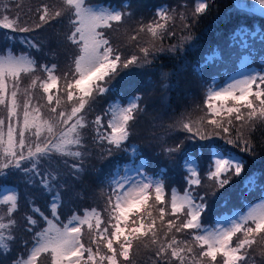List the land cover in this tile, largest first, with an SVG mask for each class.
<instances>
[{
  "label": "snow or ice",
  "instance_id": "6c2138e0",
  "mask_svg": "<svg viewBox=\"0 0 264 264\" xmlns=\"http://www.w3.org/2000/svg\"><path fill=\"white\" fill-rule=\"evenodd\" d=\"M19 8V0H0V179L18 174L49 204L45 214L25 194L31 214L24 215L23 230L31 238L24 240L15 234L19 193L0 197V254L20 242L24 250L11 264H137L141 248L150 253L151 264H255L256 249L264 255V200L246 211L218 214L214 224L207 220L210 199L245 168L242 159L215 142L251 155V134L264 129V60L253 68L243 56L239 71L223 82L204 75L208 65L223 59L218 49L193 65L203 103L169 124L157 125L158 117L153 118L157 155L168 165L151 172L150 161L131 143L137 123L149 115L148 103L135 88L117 99L115 81L132 77L134 70H151L162 54L182 56L194 39L187 34L189 21L209 9L207 0H199L190 17L175 6L159 5L147 22L136 18L128 0H41L24 17ZM236 8L264 17V0H252L251 7L237 2ZM178 18L180 41L165 47L177 37ZM65 24L56 42L70 52L61 66L41 33ZM257 36L258 31L241 28L231 39L246 49ZM258 38L264 40V33ZM170 75L160 73L165 90ZM197 111L203 114L194 118ZM157 126L162 135H156ZM177 133L185 134L184 140L169 144ZM184 141L199 142L195 156ZM205 152L209 162L202 176L199 159ZM118 154L128 160L103 174L98 189L77 190L88 161ZM170 167L181 169L182 194L167 183ZM246 183L255 185L256 177ZM69 192L101 203L82 214L73 211L65 223L61 215Z\"/></svg>",
  "mask_w": 264,
  "mask_h": 264
},
{
  "label": "trees",
  "instance_id": "16d2710c",
  "mask_svg": "<svg viewBox=\"0 0 264 264\" xmlns=\"http://www.w3.org/2000/svg\"><path fill=\"white\" fill-rule=\"evenodd\" d=\"M40 2L41 0H19V3L22 5L19 8L21 16H26L27 10L29 8L34 9ZM48 2H53V0H48ZM113 2L118 3L119 0H113ZM128 2L132 4L136 18L139 19L142 17L144 21L147 22V20H150L149 16L154 14V10L159 5L175 6L178 11L184 12L190 17L199 0H128ZM207 2L209 3V9L206 10L205 13L200 14L195 22L189 21L192 23V27L191 32L187 34L193 36L194 39L186 45L182 56L173 57L162 54L151 70H134V75L132 77H124L123 79L115 81L117 99H123L124 96L132 93L133 89L137 87L136 82L139 83V80L143 76H146V81L152 80L154 85V88H152V90L150 89L151 91L149 90L145 97L148 103L149 115L142 118L137 123V129H135L136 134L131 140L132 144L140 148L143 158L150 161L151 172H156L159 168L168 165V161L162 155H157L160 148L157 141L152 139L151 122L154 117H158L156 120L157 125L161 123L169 124L174 119L178 118L182 112L190 111V106L196 105L192 100L190 101L189 98L198 84L197 81L199 80V82H201V79L193 74V65L197 64V62L203 63L205 57L213 54V52L218 49L223 59L208 65L204 75L205 79L218 76L222 82V80L227 79V75H232L238 71L239 63L243 56L249 55L259 62L264 60V40L258 38L260 33H264V17L253 12L237 9L234 4L235 0H207ZM33 18L35 17L33 16ZM66 27V24L63 27L58 25L55 34L54 31L51 32L53 28H49L41 33L42 37L49 38L50 50L55 55V58L60 61L61 66L66 60V56L70 52V49L66 46L57 45V39L62 38L58 37L57 33H62L66 30ZM181 27L182 22L178 18L176 21L177 37L165 41V47H167L168 44H175L180 41L182 35ZM241 28H246L249 32L258 31L257 38L249 39V47L246 49H241L239 40L233 44L231 39L234 33ZM0 35H2V32H0ZM161 72L171 74L167 81L170 85L167 90L162 87L164 81L161 80ZM203 92L204 89L201 87L198 94L201 95L200 99L202 103L204 100ZM163 132V128L159 126L156 127L155 133L157 136L162 135ZM87 135L90 136L91 133H87ZM184 135L183 133H177L175 136L170 137L169 144L184 140ZM250 142L255 149L251 155L242 153L231 146L224 145L223 141L217 140L215 142L220 145L225 152H232L242 159L245 168L241 176L232 177L231 183L224 189L217 190L216 196L210 199L211 211L208 214V221L215 223L218 214L222 216L228 211L229 213L239 212V210L245 211L244 209H246L249 204L257 202L264 197V129L257 127L256 131L251 134ZM184 146L194 156L199 150V142L193 144L188 141L184 143ZM117 156L128 158L123 154H118ZM208 162L209 154L205 152L199 159L202 176L206 171ZM115 163L116 162H112V159H107V162L95 158L88 161V171L83 176L82 183L77 186V190L82 188L85 193H91L92 186H96L98 189V179L103 174L111 171ZM120 163L123 164L122 162ZM251 176L256 177L255 185L246 183ZM167 183L171 187H176L181 193L183 192L184 183L180 168L170 167L167 175ZM205 184H210V182L205 181ZM12 187L16 188L21 197V207L19 212L15 215L18 225H22L18 227L24 228L25 221L23 217L26 214H31V206L24 199L26 193L34 199L36 206L41 207V210L45 211V214H48L47 208L49 198L34 189L26 187L21 176L16 174L10 175L6 179H0V193L5 188ZM236 197L239 200L237 199L238 201L234 202V198ZM64 199L68 201V203L63 206L61 215V219L65 223L67 222V218L72 215L73 211L82 214L85 209L100 205V203H97V205L96 201H94L95 198L90 195L77 198L73 193L69 192L64 194ZM225 207L228 210L222 211ZM19 237L21 238V236ZM30 238L29 235L28 240H30ZM23 250L24 249H21L19 252L18 248V250L14 252L13 248L7 255L0 254V257L3 259V264H11V261L16 258L17 254L23 252ZM258 251L260 252L257 248L256 252ZM12 252H14V254ZM144 254L142 263L151 264V261L148 259L150 253L144 249ZM255 264H264V255H260L259 259L255 256Z\"/></svg>",
  "mask_w": 264,
  "mask_h": 264
},
{
  "label": "rangeland",
  "instance_id": "374dc122",
  "mask_svg": "<svg viewBox=\"0 0 264 264\" xmlns=\"http://www.w3.org/2000/svg\"><path fill=\"white\" fill-rule=\"evenodd\" d=\"M237 2H240V3H245L246 5H248L249 7H251V5H252V0H235V2H234V4L236 5L237 4ZM22 5H21V3H20V7H21ZM250 12V11H249ZM256 14H258V13H256ZM154 15V14H153ZM153 15H150L149 16V18L151 19L152 17H153ZM148 21V20H147ZM58 27V25L56 26V27H53V29L51 30V32H53L54 31V34L56 33V28ZM145 39H147V37H145ZM247 56H249V55H247ZM250 57V56H249ZM259 63V61L258 60H256L255 58L253 59V58H251L250 57V67H253V68H255L256 66H257V64ZM215 72H217L216 70H214ZM238 71H239V68H238ZM238 71H236L235 73H237ZM235 73H233V74H235ZM197 85H196V87L194 88V90L192 91V93L190 94V98H189V100L191 101H193L194 102V104H200V103H202L201 102V99H200V97H201V95L200 94H198V91H199V89H201V87H202V85H201V82H199V80L197 81ZM136 90H138V91H140V92H143V94H144V99H145V97H146V95H147V93L149 92V90L151 89L152 90V88H154V85H153V83H152V80H147L146 81V76H143L140 80H139V83L138 82H136ZM150 90V91H151ZM149 97V96H148ZM186 98H188V97H186ZM148 99V98H147ZM101 105H103V106H105L106 105V107H107V104L104 102V101H101ZM194 116L193 117H196V116H199V115H202L200 112H197V113H194L193 114ZM137 129V128H136ZM186 142H188V141H184V143H186ZM112 159V162H117V161H120V162H122V163H125L127 160H128V158H126V157H124V156H114V157H112L111 158ZM106 162H107V160H105ZM104 165H105V163H104ZM207 185H209V184H205V186H207ZM89 186V185H88ZM97 188H96V186H92L91 187V190L93 191V190H96ZM13 190H15V191H17L16 190V188H14V187H12V188H5L3 191H1V193H0V197H3L5 194H7L8 192H11V191H13ZM210 190V189H209ZM89 191H90V189H89ZM182 194V193H181ZM238 198L236 197V198H234V202L235 201H238L237 200ZM261 200H264V197H263V199H261ZM94 201H96V204L97 203H101V201H99V200H95L94 199ZM260 202V201H259ZM255 203H258V202H254V203H252V204H255ZM252 204H249V206L250 205H252ZM98 205V204H97ZM245 211L247 210V208L246 209H244ZM239 212H240V210H239ZM78 213V212H77ZM232 213H229V211L227 212V213H225L224 215H231ZM223 216V215H222ZM207 223L208 224H214L213 222H210V221H208L207 220ZM18 226H22V225H18ZM15 234L19 237V236H21V238L22 239H24V240H28V238H29V233L28 232H26V231H24L23 230V227H18L17 229H16V232H15ZM13 248H14V252H16L17 250H18V248H19V252H20V250L21 249H23V245L20 243V242H17L14 246H13ZM14 252H12L13 254H14ZM144 249L143 248H141L140 250H139V252H138V255H137V257H136V259H137V264H143L142 262H143V259H144ZM253 258H254V261H255V256H256V258H258L259 259V256L261 255L260 254V252L258 251V252H254L253 253ZM7 258V257H6ZM0 264L2 263L3 264V259H2V257H0Z\"/></svg>",
  "mask_w": 264,
  "mask_h": 264
}]
</instances>
